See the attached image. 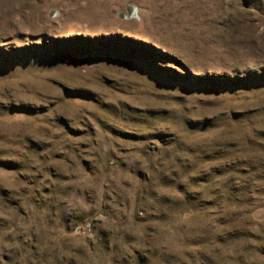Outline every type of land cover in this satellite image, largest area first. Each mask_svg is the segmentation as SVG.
<instances>
[{
  "label": "rangeland",
  "instance_id": "obj_1",
  "mask_svg": "<svg viewBox=\"0 0 264 264\" xmlns=\"http://www.w3.org/2000/svg\"><path fill=\"white\" fill-rule=\"evenodd\" d=\"M0 264H264V0H0Z\"/></svg>",
  "mask_w": 264,
  "mask_h": 264
}]
</instances>
